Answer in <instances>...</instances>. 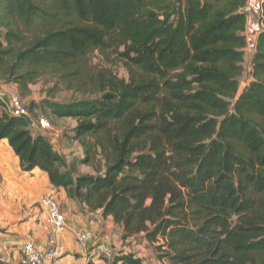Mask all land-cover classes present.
I'll return each mask as SVG.
<instances>
[{
	"label": "trees",
	"instance_id": "16d2710c",
	"mask_svg": "<svg viewBox=\"0 0 264 264\" xmlns=\"http://www.w3.org/2000/svg\"><path fill=\"white\" fill-rule=\"evenodd\" d=\"M248 1L0 0V85L27 97L46 75L77 93L25 107L75 120L95 173L1 99L0 141L21 171L112 217L121 245L105 264H150L122 248L138 235L162 264H264V0L239 91ZM94 52L121 60L127 78L93 67Z\"/></svg>",
	"mask_w": 264,
	"mask_h": 264
},
{
	"label": "crops",
	"instance_id": "0c3cea01",
	"mask_svg": "<svg viewBox=\"0 0 264 264\" xmlns=\"http://www.w3.org/2000/svg\"><path fill=\"white\" fill-rule=\"evenodd\" d=\"M259 4L260 0H258V12ZM247 6L245 11L248 25L249 11L246 9ZM256 23H258L256 24V32L249 37L246 34V25L247 46L245 51L249 47L248 40L251 41V50H254L256 37L261 28L260 23ZM5 87L6 85H0L2 91ZM50 188L55 190L57 201L61 210L65 213L67 224L72 228L87 229L92 235L90 252L84 254L77 248L71 231H65L57 241L60 247L59 256L52 264H86L88 261L93 264H105L104 258H108L112 251L121 245L119 228L113 223L112 217H104L99 211L91 212L85 206H80L67 196L64 189L51 185L47 174L40 169L35 168L28 172L21 171L19 160L9 147L6 139L0 141L1 258L10 264H18L23 242L29 236L33 238L34 244L41 249L53 245L47 232L41 227L40 222L43 215L37 205L41 194ZM126 242H129L130 245L127 246V243L122 245L125 250L130 248L137 250L139 248V246L134 247L135 242L131 243L128 239ZM99 244L107 249V253L98 250L97 245ZM137 255L146 258L145 254L142 255L140 252H137ZM154 261L157 262V260Z\"/></svg>",
	"mask_w": 264,
	"mask_h": 264
},
{
	"label": "rangeland",
	"instance_id": "374dc122",
	"mask_svg": "<svg viewBox=\"0 0 264 264\" xmlns=\"http://www.w3.org/2000/svg\"><path fill=\"white\" fill-rule=\"evenodd\" d=\"M258 0H250L249 5L247 6V10L249 11L248 15V25H247V35H253L256 32V27L258 23L257 21V13H258ZM249 41V47L245 51V59H244V72L242 77L240 78V87L239 91L248 83L250 79V56L252 53V47L250 46L251 41ZM250 49V50H249ZM90 62L92 66L96 69H111L114 74L118 77L127 78V72L123 67V63L121 60L114 56L104 57L101 56L98 52H94L90 55ZM6 87L3 90V94L6 98L10 94H14L21 98V101L26 106L28 101H34L36 104H40L43 99H49L50 95L54 93V99L59 102H65L71 100L73 98L78 97V94L72 91H69L62 87L60 84L55 83V79L50 76H42L40 77L36 83L31 84L30 87V95L27 97H22L19 94L18 88L14 83L5 84ZM2 90V89H1ZM35 117H32V120H36L39 118H46L52 128L53 131H57L61 134L60 138L56 141H53V146L55 150L58 151L61 155L65 157L69 164H74L77 172L80 173H95L94 168L89 165L81 164V159L83 157L82 148L79 143L72 138V128L75 126V120L71 118H54L49 115L48 111L39 109H34ZM30 115V114H29ZM35 131V130H34ZM41 134L49 136L48 132H43L41 130H37ZM38 205V204H37ZM39 207V206H38ZM119 231V230H118ZM135 243L139 248L136 250L138 253L140 252L142 255L145 254L146 260L150 264H162L156 260L153 251V247L149 242L144 240L142 235H138L134 238ZM21 255V252H20ZM20 259V258H19ZM153 259V260H152Z\"/></svg>",
	"mask_w": 264,
	"mask_h": 264
},
{
	"label": "built area",
	"instance_id": "2783aa9c",
	"mask_svg": "<svg viewBox=\"0 0 264 264\" xmlns=\"http://www.w3.org/2000/svg\"><path fill=\"white\" fill-rule=\"evenodd\" d=\"M2 92L0 88V99L4 102L5 109L10 115L30 117L20 97L10 94L6 98ZM29 121L30 129L48 132V137L52 144H54L53 141L60 138L61 134L53 131L50 122L46 118H39L37 121L29 118ZM37 204L43 215V219L40 222L41 227L47 232L49 240L53 245L49 248L41 249L34 244L33 238L29 236L23 242L18 264H52L59 256L60 247L57 241L67 230L71 231L73 240L79 251L84 254L90 252L91 232L84 228H72L67 224L65 213L60 208L54 189L50 188L43 192ZM128 240L131 243L135 242L133 238H129ZM97 247L102 253H107V249L103 245L99 244ZM129 250L127 249V251Z\"/></svg>",
	"mask_w": 264,
	"mask_h": 264
}]
</instances>
